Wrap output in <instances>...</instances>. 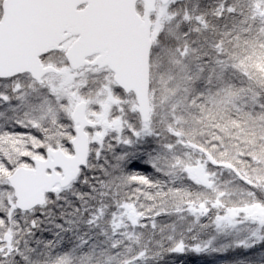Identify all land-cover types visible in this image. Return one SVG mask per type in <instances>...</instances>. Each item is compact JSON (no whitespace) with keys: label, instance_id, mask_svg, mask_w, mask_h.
Listing matches in <instances>:
<instances>
[{"label":"snow or ice","instance_id":"obj_1","mask_svg":"<svg viewBox=\"0 0 264 264\" xmlns=\"http://www.w3.org/2000/svg\"><path fill=\"white\" fill-rule=\"evenodd\" d=\"M264 264V0H0V264Z\"/></svg>","mask_w":264,"mask_h":264},{"label":"trees","instance_id":"obj_2","mask_svg":"<svg viewBox=\"0 0 264 264\" xmlns=\"http://www.w3.org/2000/svg\"><path fill=\"white\" fill-rule=\"evenodd\" d=\"M186 264H207V261L210 258H201L189 255L188 257L183 258Z\"/></svg>","mask_w":264,"mask_h":264}]
</instances>
